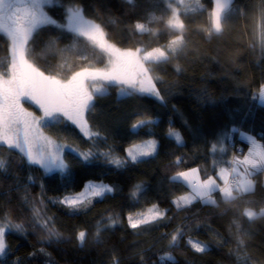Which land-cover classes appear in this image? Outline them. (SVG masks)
<instances>
[{"label":"trees","instance_id":"trees-1","mask_svg":"<svg viewBox=\"0 0 264 264\" xmlns=\"http://www.w3.org/2000/svg\"><path fill=\"white\" fill-rule=\"evenodd\" d=\"M113 2L119 7L110 4L108 9H101L99 0H74L76 5L84 6L86 18L101 25L108 41L121 49L149 44L158 46L154 36L128 31L135 20L145 23L153 33L160 31L159 43L179 34L162 22L171 15L165 10L163 0H136V8L125 5L123 0ZM199 2L207 4V0ZM59 3L69 6V0H59ZM185 4L189 10L181 8V19L185 23L183 51L170 57L167 63L151 66L150 74L162 78L157 87L167 101L166 106L135 93L122 97L118 88L109 87L106 95L96 99L89 120L93 131H100L107 140L89 141L74 127L45 130L51 136L59 130L68 142L75 141L82 149L92 147L93 143L102 151L111 147L121 157L126 155L124 149L134 140L154 138L159 142L158 154L154 158L116 169L105 165L102 159L95 162V166L85 167L66 153L65 161L71 164L77 182L65 189V181L58 172L45 176L38 166L28 165L18 151L10 152L6 147L0 149V159L5 161L4 168L0 169V218L7 214L14 223L23 222L25 226L24 234L11 232L6 235L10 254L2 264H14L17 260L19 264H159L158 257L164 251H171L176 264H264V217L249 221L247 217L234 215L222 201L219 208L194 202L185 209H178L172 199L188 189L167 179L177 170L197 166L202 169L203 178L205 172L214 174V159L219 162L218 167H227L225 162L233 153L239 155L238 149L245 152L250 143L235 135V147L229 144L227 154L213 156L209 153L211 143L225 126L239 127L264 144V103L259 98L252 99L253 94H258L256 89L264 83V52L260 48L264 0H235L241 12L223 21L220 33L211 35L208 33L207 13L191 10L196 8L197 0H185ZM45 9L53 18L64 21L63 8L57 4L46 5ZM57 34L58 30L51 26L40 29L27 54L29 62L46 74L58 78L70 76L72 71L78 70L76 65L81 63V56H87L98 68L106 63V56L98 58L99 50L93 51L83 39L71 50L59 51L72 42L70 34L57 41L56 50L49 48V37ZM8 57L7 39L0 36V62H6ZM146 117L154 118L157 123L133 134L130 125L137 118ZM169 127L180 132L183 144H177L167 135ZM176 156L184 158L180 169L170 166ZM30 175L34 183L29 182ZM88 179L102 180L115 186V191L103 199H94L92 205L78 215H70L60 205L48 201V198L59 197L67 190L80 191L83 187L81 181ZM251 179L255 189L246 194L243 206L258 212L264 207V173H257ZM141 182L144 194L137 201L130 192L133 185ZM41 198L45 200L41 215L52 217L50 226L54 225L61 234L59 241L53 239L49 242L47 231L32 225L31 202ZM153 203L168 209L170 219L150 226L147 231L131 229L127 214L146 210ZM224 209L228 210L222 211ZM109 216L119 222L102 230L98 241V222L102 226L109 224ZM79 223L87 231L83 246L75 235ZM178 227L183 229L184 236L178 246L168 248L171 234ZM189 237L210 244V250L196 252L187 243ZM240 240L244 242L242 245ZM237 251L242 257L247 254L248 259L238 261ZM164 264L171 262L165 261Z\"/></svg>","mask_w":264,"mask_h":264},{"label":"snow or ice","instance_id":"snow-or-ice-1","mask_svg":"<svg viewBox=\"0 0 264 264\" xmlns=\"http://www.w3.org/2000/svg\"><path fill=\"white\" fill-rule=\"evenodd\" d=\"M166 11L171 15L166 21L167 28L174 33L165 43H159L162 33L145 26L140 20H135L132 27L128 29L131 33H148L156 38L158 46L146 45L144 47L117 48L109 43L104 29L94 20L85 16L83 5H76L74 0H69V6L64 7L59 0H0V36L7 39L9 57L6 62H0V149L7 148L8 151H18L30 166H38L43 169L45 176L58 172L65 181L63 187L70 189L76 183L73 176L71 164L66 163L65 154L75 157L85 167L95 166V162L102 159L103 163L116 169L126 168L129 164H137L146 158H154L158 154L159 142L154 139H143L131 142L125 149V156H118L111 147L102 151L95 147L82 149L75 141L68 142L60 135L59 130L54 136L46 134V129H59L60 126L67 129L74 127L78 129L83 137L89 141L107 140L100 131H93L89 126L92 112L98 97L107 94L109 87L119 89L122 97L137 94L156 100L162 106L167 101L161 93L157 84L162 82L160 76L151 75L153 65L167 63L170 57L183 51L185 47L184 29L185 23L181 19L183 13L189 10L185 0H163ZM125 5L136 8V0H123ZM57 4L63 8L64 21L60 22L45 11V6ZM117 6L113 0H99L101 9L109 6ZM192 11L207 13V25L209 35L222 31L223 21L232 15L241 12L235 5V0H207V4L197 0V6ZM135 15V13H133ZM155 19V17H152ZM110 23L115 21L110 20ZM45 26H51L58 30L56 36H50L47 46L53 50L57 41L67 38L70 34L72 42L65 45L63 52L71 50L76 42L82 39L91 46L93 51L99 50L98 58L107 56L104 67H95L87 56H81V63L76 65L78 70L72 71L70 76L58 79L56 75L46 74L40 68L30 63L27 54L30 53V45L34 42V35ZM260 48L264 52V31L261 32ZM179 71V67L177 66ZM259 98L264 103V83H261L258 94H253L252 99ZM28 104L35 111L25 107ZM39 113V114H38ZM139 115V114H137ZM157 123L152 117L137 118L131 125V131L136 134L141 128ZM95 127V125H93ZM167 135L174 138L177 144H183L179 131L169 127ZM239 135L241 141L251 144L247 152L238 150L239 155L233 153L225 163L227 167H218V161L213 160L214 174L204 173L202 169L189 167L185 170H177L167 177L170 183L185 186L188 191L175 196L172 203L178 209H185L194 202H200L205 206L219 208L220 202L230 207L234 215L247 217L249 221L258 216L264 217V207L255 211L251 207L243 206L244 197L254 191L255 184L251 179L257 173H264V144L249 135L241 128L225 126L224 130L215 138L209 147V153L215 156L217 153L227 154L228 145L233 143V137ZM95 148V150H94ZM184 164L183 156H176L170 166L180 169ZM5 161L0 159V169L4 168ZM29 182L34 183L33 177H28ZM80 191L67 190L56 198H48L52 204H58L66 209L70 215H78L92 205L93 200L112 194L115 186L109 185L102 180H83ZM41 188H44L41 183ZM144 194L143 182L133 185L130 196L137 200ZM219 197V201L217 199ZM28 201L25 200V203ZM31 222L33 227L43 228L48 233V240L59 241L61 234L52 225V217L41 215L45 200L43 198L33 199ZM40 205V207H37ZM224 209L222 211H226ZM168 209H162L158 203L151 204L146 210L129 212L127 223L133 230H149L167 217ZM110 223L101 225L98 222L96 239L99 241L100 232L113 227L119 221L113 216L108 217ZM239 229V224L237 223ZM11 232L24 234V223H14L7 214L0 218V264L10 254V246L6 243V235ZM76 239L83 246L87 231L78 230ZM184 236L182 228L178 227L171 234L168 248L178 246V242ZM187 243L198 253L210 250V244L194 241L189 237ZM242 245L244 242L240 240ZM41 252L44 249H40ZM247 260V254L243 257L237 251V260ZM159 264L165 261L176 264L171 251H164L158 257ZM14 264H19L17 260Z\"/></svg>","mask_w":264,"mask_h":264},{"label":"rangeland","instance_id":"rangeland-1","mask_svg":"<svg viewBox=\"0 0 264 264\" xmlns=\"http://www.w3.org/2000/svg\"><path fill=\"white\" fill-rule=\"evenodd\" d=\"M45 11H46V9H45ZM47 12V11H46ZM109 43H111V42H109ZM111 44H113V43H111ZM116 46V45H115ZM117 47V46H116ZM117 48H119V47H117ZM106 62H107V56H106ZM102 67H104V66H102ZM102 67H99V68H102ZM58 78V77H57ZM58 79H64V78H58ZM258 89H259V87H258ZM258 89H256L257 90V92H258ZM260 101V100H259ZM261 102V101H260ZM25 107H27V108H29V110L30 111H35V109L33 108V107H30L28 104H25ZM39 114V113H38ZM79 131V130H78ZM46 134H48V133H46ZM49 135V134H48ZM51 136V135H50ZM250 147H251V144H250ZM248 150V149H247ZM247 150L245 151V153L247 152ZM43 170V169H42ZM77 227H78V229L79 230H81V229H83V224H81V223H79L78 225H77ZM7 241V240H6Z\"/></svg>","mask_w":264,"mask_h":264}]
</instances>
